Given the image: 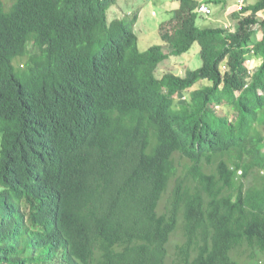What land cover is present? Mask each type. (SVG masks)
Here are the masks:
<instances>
[{
	"label": "trees",
	"instance_id": "1",
	"mask_svg": "<svg viewBox=\"0 0 264 264\" xmlns=\"http://www.w3.org/2000/svg\"><path fill=\"white\" fill-rule=\"evenodd\" d=\"M173 1L141 52L116 0H0V264H263L264 0L234 32Z\"/></svg>",
	"mask_w": 264,
	"mask_h": 264
},
{
	"label": "rangeland",
	"instance_id": "2",
	"mask_svg": "<svg viewBox=\"0 0 264 264\" xmlns=\"http://www.w3.org/2000/svg\"><path fill=\"white\" fill-rule=\"evenodd\" d=\"M204 3L211 9L212 16L209 19H197L199 27H225L227 30L234 32L243 17H249L248 13H243L241 8L254 4L258 0H242L240 6L238 0H197ZM219 1V3H215ZM179 2L173 0H116L114 6L110 8L108 21L122 20L126 21L132 15H137L134 26L135 34L138 38V49L141 52L146 51L149 47L159 45L168 52L167 45L162 40L161 35L170 28L171 19H173L174 11L178 8ZM256 17L261 20L264 18V12L259 13ZM254 30L257 25L251 24ZM261 32L257 33V38H261ZM259 60L251 58L248 62L249 67L257 66ZM199 58V46L194 44L189 52L181 57H169L158 68L157 76L161 78L164 74H173L178 77L185 76L186 71L194 70L201 66ZM179 238L174 236L169 245L168 251L174 256V247L178 243ZM264 260V259H263ZM260 262V258H259ZM172 263V257L167 258L166 264ZM246 264H251L247 261ZM264 264V261H263Z\"/></svg>",
	"mask_w": 264,
	"mask_h": 264
},
{
	"label": "built area",
	"instance_id": "3",
	"mask_svg": "<svg viewBox=\"0 0 264 264\" xmlns=\"http://www.w3.org/2000/svg\"><path fill=\"white\" fill-rule=\"evenodd\" d=\"M242 3H243L242 0H239L238 1V5L243 6ZM196 12L199 13V14H201V15H203V16H206V17H208V16L211 15V9L207 5H205V4L199 5L197 7V9H196ZM248 73L250 74L251 72L249 71Z\"/></svg>",
	"mask_w": 264,
	"mask_h": 264
},
{
	"label": "clouds",
	"instance_id": "4",
	"mask_svg": "<svg viewBox=\"0 0 264 264\" xmlns=\"http://www.w3.org/2000/svg\"><path fill=\"white\" fill-rule=\"evenodd\" d=\"M239 1V0H238ZM238 1H237V4H238ZM244 2V1H243ZM201 4H204V3H199V5H201ZM205 5H207V4H205ZM208 6V5H207ZM209 7V6H208ZM212 16V13H211V15L210 16H208L207 18H210ZM206 17V16H205ZM135 32V31H134ZM183 56V55H182ZM251 59H249L248 61H247V69H248V72L250 71L251 73H253L254 71H255V69H256V66H254V68H251V67H249V65H248V62L250 61ZM250 73V74H251ZM217 108H219V107H217ZM220 109V108H219ZM253 126H259V127H262L261 125H259L258 123H254L253 124ZM187 160H189V158L188 159H185V161H187ZM238 174H241V172H238ZM261 174H263V172H261Z\"/></svg>",
	"mask_w": 264,
	"mask_h": 264
}]
</instances>
